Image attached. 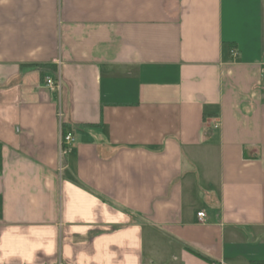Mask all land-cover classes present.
I'll list each match as a JSON object with an SVG mask.
<instances>
[{
  "label": "crops",
  "instance_id": "0c3cea01",
  "mask_svg": "<svg viewBox=\"0 0 264 264\" xmlns=\"http://www.w3.org/2000/svg\"><path fill=\"white\" fill-rule=\"evenodd\" d=\"M0 264H264V0H0Z\"/></svg>",
  "mask_w": 264,
  "mask_h": 264
},
{
  "label": "built area",
  "instance_id": "2783aa9c",
  "mask_svg": "<svg viewBox=\"0 0 264 264\" xmlns=\"http://www.w3.org/2000/svg\"><path fill=\"white\" fill-rule=\"evenodd\" d=\"M45 85L51 90H56L61 87V82L59 79H54L53 77L48 76L45 78ZM74 141L75 139L72 132L63 128L61 133L62 152L65 153L68 148L74 143ZM197 216L200 220H202L204 217V212H198Z\"/></svg>",
  "mask_w": 264,
  "mask_h": 264
}]
</instances>
